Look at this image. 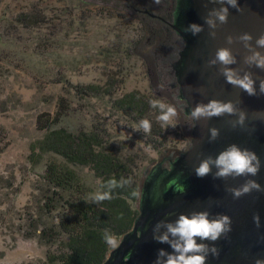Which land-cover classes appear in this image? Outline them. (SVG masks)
<instances>
[{"label":"rangeland","instance_id":"obj_1","mask_svg":"<svg viewBox=\"0 0 264 264\" xmlns=\"http://www.w3.org/2000/svg\"><path fill=\"white\" fill-rule=\"evenodd\" d=\"M134 1L0 0V264H39L49 249L56 250L26 234L32 225L58 222L59 210L49 215L40 211L47 190L42 181L45 166L57 157L33 152L31 146L44 135L37 130V118L53 116L60 99L69 110L59 127L71 133L106 131L104 140L122 145L123 154L134 157L139 192L144 170L165 151L188 149L192 130L184 125L181 103L171 99L177 87L170 71L164 74V86L158 87L149 34L126 8ZM21 15L29 21L21 24ZM109 84L117 96L139 92L176 107L177 117L161 127L158 151L145 143L139 124L115 113L106 97L85 98L74 92V87L106 89ZM69 167L88 197L98 191L99 181L88 168ZM138 200L132 204L137 215Z\"/></svg>","mask_w":264,"mask_h":264},{"label":"water","instance_id":"obj_2","mask_svg":"<svg viewBox=\"0 0 264 264\" xmlns=\"http://www.w3.org/2000/svg\"><path fill=\"white\" fill-rule=\"evenodd\" d=\"M238 5L242 11L229 6L228 21L223 25L217 22L219 26L213 38L209 35L212 30L204 19L212 9L228 6L209 0H176L171 29L182 39L183 48L169 75L176 81L179 98L186 104V114L190 115L197 103L206 104L213 99L232 101L247 114L244 126L232 127L230 121H235L236 116L192 119L187 151L147 194L138 208L131 230L109 251L103 264H154L160 249L169 253L173 251L168 244L153 239L155 225L162 220L173 222L180 214L204 210L210 216L227 215L232 221L231 231L226 236L214 244L204 241L219 250L218 256H208L207 264H255L257 259L264 260V192L253 191L234 199L226 191L240 187L248 179L255 180L264 188V94L259 93L264 70L255 66L248 68L244 64V57L250 53L238 40V37L248 33L253 37L252 46L256 47V39L264 35V0H238ZM193 23L203 27L198 35L184 31ZM228 36L233 37L231 45L227 43ZM220 48L231 49L236 57L237 64L231 67L253 74L256 96H249L242 89L228 84L219 72L221 65L209 66L208 62ZM257 51L264 53V48H257ZM210 128H217L220 133L213 142H209ZM231 144L253 151L260 158L261 168L256 176L214 179L215 168L203 178L196 175L195 168L201 160L208 156L215 158ZM256 214L260 216L259 228L253 222Z\"/></svg>","mask_w":264,"mask_h":264},{"label":"trees","instance_id":"obj_3","mask_svg":"<svg viewBox=\"0 0 264 264\" xmlns=\"http://www.w3.org/2000/svg\"><path fill=\"white\" fill-rule=\"evenodd\" d=\"M175 3L176 0H159L153 5L144 0H135L126 7L149 34L150 42L147 45L156 54L155 69L163 75L172 71L183 48L182 39L171 29ZM28 21V16L21 15V24ZM112 85H107L106 89L94 85L74 87V92L85 98L106 97L112 110L132 124L148 119L151 131L145 132V143L158 151L163 126L158 120L161 113L149 104V101L156 99L139 92L117 96L115 91H111ZM56 109L53 116L40 115L37 118V130L44 135L31 148L33 152L38 150L60 159L55 158L45 166L42 181L47 190L43 194L40 210L47 215L59 210L58 222L50 227L32 225L26 237L36 238L38 243L56 248L55 251L49 249L44 261L39 264H103L111 250V245L104 240L105 230L116 237L117 242L131 230L137 217L136 210L132 208L137 199L132 193L138 192L136 161L133 156L123 154L125 148L122 145L116 146L104 140L106 131L103 129L71 133L59 127L69 107L60 99ZM158 140L160 143H156ZM69 166L88 168L99 181L98 190H103L101 186L110 179L119 181L121 177H131L132 183L115 189L113 199L94 204L88 200L79 176Z\"/></svg>","mask_w":264,"mask_h":264},{"label":"clouds","instance_id":"obj_4","mask_svg":"<svg viewBox=\"0 0 264 264\" xmlns=\"http://www.w3.org/2000/svg\"><path fill=\"white\" fill-rule=\"evenodd\" d=\"M158 3L159 0H156ZM221 3H226L228 7H220L212 9L205 17V24L212 30L209 35L213 38L216 36V29L219 25L226 24L229 15V6L235 8L238 12L242 9L238 5V0H221ZM219 22V25L218 23ZM191 32L192 35H198L203 31V27L197 24L189 25L185 30ZM253 37L245 33L238 37V40L243 43L249 55L244 57V64L251 68L255 66L258 69L264 70V53L257 51V48H264V35L256 39V47L251 44ZM227 43H234L233 37H227ZM209 66L221 65L219 72L224 76L226 82L234 87H238L246 92L249 96L257 95L256 80L253 79V74L250 71L236 69L231 67L237 64L236 57L232 54L229 48H220L216 51L215 57L209 62ZM243 73V74H241ZM259 93L264 94V80L259 82ZM150 107L160 110L158 120L163 125H167L173 118L177 117V109L171 104H165L160 100L149 101ZM224 115L236 116L235 121H230L232 127H243L247 114L240 110L232 101L224 102L219 100H210L208 103H197L191 111L190 116L193 120H208L213 117H221ZM139 127L144 132L151 131V122L148 119H143L139 122ZM210 140L215 141L219 137V129L210 128ZM193 146V143H192ZM213 168L216 169L214 179H224L229 177L236 178L242 176H256L261 168L260 158L255 152L246 148H241L236 144H231L221 151L215 158L208 156L201 160L198 167L195 168L196 175L203 178L212 173ZM132 183V178H123L119 181L110 179L106 184L102 185L103 190H98L90 194L88 200L92 203H100L102 201L113 199V191L117 188H123ZM226 191L230 192L234 199H239L253 191L264 192L255 180L248 179L238 188H229ZM140 193L134 191L132 196L139 197ZM253 222L257 228L260 227V216H253ZM231 218L227 215L217 214L210 216L207 210L192 212L185 215L180 214L173 222L160 221L153 229V239L161 244H168L173 250L171 253L160 249L157 253V258L154 264H207L209 255L218 256L219 250L209 243L214 244L222 236H226L231 231ZM104 240L109 245L116 244L114 237L108 230H105ZM200 241L199 243L197 241ZM255 264H264V260L257 259Z\"/></svg>","mask_w":264,"mask_h":264},{"label":"flooded vegetation","instance_id":"obj_5","mask_svg":"<svg viewBox=\"0 0 264 264\" xmlns=\"http://www.w3.org/2000/svg\"><path fill=\"white\" fill-rule=\"evenodd\" d=\"M211 2H215L224 6H228L226 3H221V0H209ZM158 87H162L164 86V81L167 79L163 74L158 73ZM171 79L175 82V79L173 78V76H170ZM172 87H174L172 85ZM172 101H174V103H181L180 105H178L179 108L182 109L183 112V119H184V125L186 126V128H191L193 127V121L190 115L186 114V104L179 98V91L178 88H176V93L174 95H172L171 97ZM191 136V135H190ZM187 151V150H186ZM184 151V152H186ZM177 153L176 151L172 150L170 151L167 155H165V153H167V151H165L163 153V155L161 156L160 160L158 162H156L153 166L151 167H147L144 170V176H145V180L144 183L142 185V188L139 192V200H138V208L140 206V204H142L146 197L147 194L150 193L153 190V187L155 186V184L157 183V181L161 178V176L166 173L171 171V169L173 167H175L174 165L177 162V159L180 158V156L184 153Z\"/></svg>","mask_w":264,"mask_h":264}]
</instances>
